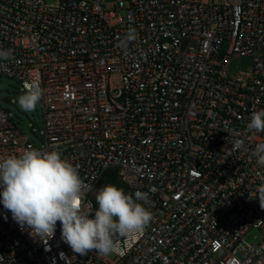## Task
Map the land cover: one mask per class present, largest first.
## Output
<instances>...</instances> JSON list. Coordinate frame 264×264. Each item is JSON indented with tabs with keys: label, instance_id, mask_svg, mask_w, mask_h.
Listing matches in <instances>:
<instances>
[{
	"label": "built area",
	"instance_id": "2783aa9c",
	"mask_svg": "<svg viewBox=\"0 0 264 264\" xmlns=\"http://www.w3.org/2000/svg\"><path fill=\"white\" fill-rule=\"evenodd\" d=\"M0 49V76L44 90L41 148L0 107V159L58 150L86 206L112 176L153 214L111 258L75 253L59 221L33 239L0 204V264H264V133L246 127L264 109V0H0Z\"/></svg>",
	"mask_w": 264,
	"mask_h": 264
},
{
	"label": "clouds",
	"instance_id": "9594fccd",
	"mask_svg": "<svg viewBox=\"0 0 264 264\" xmlns=\"http://www.w3.org/2000/svg\"><path fill=\"white\" fill-rule=\"evenodd\" d=\"M134 39L135 30L129 29L121 46ZM11 59V49H0V70L7 71L5 62ZM24 87L18 106L24 112H34L44 90L36 79L25 82ZM246 127L250 133H264V109L253 112ZM236 145L242 147L243 141L237 140ZM251 155L264 167V143H258ZM256 198L264 209V186L258 187ZM95 201V210L83 203L78 166L62 158L58 150L27 149L0 159V204L33 239H51L59 221L61 236L75 253L85 255L95 250L107 256L122 251L117 237L139 235L153 220L145 206L149 202L147 192L130 194L105 185L97 191Z\"/></svg>",
	"mask_w": 264,
	"mask_h": 264
},
{
	"label": "rangeland",
	"instance_id": "374dc122",
	"mask_svg": "<svg viewBox=\"0 0 264 264\" xmlns=\"http://www.w3.org/2000/svg\"><path fill=\"white\" fill-rule=\"evenodd\" d=\"M25 91L18 81L0 76V107L8 111L11 118L17 123L20 129L33 141L37 147L41 148L43 136V109L41 103L37 105L34 112H24L18 106V97ZM248 243L258 244L261 241V235L258 231L252 230L246 236ZM113 258V254H109Z\"/></svg>",
	"mask_w": 264,
	"mask_h": 264
},
{
	"label": "trees",
	"instance_id": "16d2710c",
	"mask_svg": "<svg viewBox=\"0 0 264 264\" xmlns=\"http://www.w3.org/2000/svg\"><path fill=\"white\" fill-rule=\"evenodd\" d=\"M105 185H114V186L118 187L120 184H119L116 177L110 176V177L105 178L101 181L100 187L102 188Z\"/></svg>",
	"mask_w": 264,
	"mask_h": 264
}]
</instances>
